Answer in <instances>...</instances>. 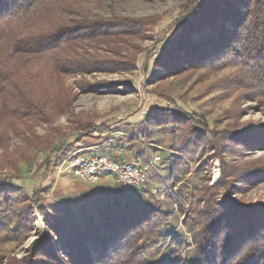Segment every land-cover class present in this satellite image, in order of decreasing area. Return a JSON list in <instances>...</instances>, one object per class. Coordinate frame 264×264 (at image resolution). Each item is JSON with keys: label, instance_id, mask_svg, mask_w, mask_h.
Returning a JSON list of instances; mask_svg holds the SVG:
<instances>
[{"label": "rangeland", "instance_id": "obj_1", "mask_svg": "<svg viewBox=\"0 0 264 264\" xmlns=\"http://www.w3.org/2000/svg\"><path fill=\"white\" fill-rule=\"evenodd\" d=\"M205 1L88 0L76 16L156 20L141 36L77 47L126 69L64 75L59 96L42 117L20 118L11 108L0 107V185H8L12 205L6 212L0 199V222L6 226L0 231V264L36 260L34 245L42 239L53 245V256L72 264L57 223L72 222L85 229L100 223L109 211L149 216L140 244L151 263L181 259L201 264L187 219L193 203L221 182L224 170L240 174L230 177L232 189H226L236 200L247 206L264 205V175L247 172L252 165L264 169V144L244 150L225 147L220 156L207 139L208 132L251 139L245 130L264 127V93L244 78L245 85L239 83L235 76L243 72L231 65L168 72L163 65L165 53L178 43L184 25L195 20ZM110 137L136 139L134 147L164 152L173 167L181 164L189 169L165 188L156 185L157 193L146 206L106 210L98 221L88 223L82 213L67 209L63 202L67 185L59 181L72 175L66 162L77 151V142ZM226 190L214 192L215 198L221 200ZM35 193L40 194L39 202L33 200ZM203 206L201 202L199 208Z\"/></svg>", "mask_w": 264, "mask_h": 264}, {"label": "trees", "instance_id": "obj_2", "mask_svg": "<svg viewBox=\"0 0 264 264\" xmlns=\"http://www.w3.org/2000/svg\"><path fill=\"white\" fill-rule=\"evenodd\" d=\"M87 1L0 0V107L11 108L13 116L20 118L42 117L59 96L64 75L126 69L120 62L85 54L77 47L141 36L156 20L76 16ZM177 42L163 57L167 72L231 65L243 72L235 76L239 83L245 80L264 93V0H206L195 20L184 25ZM245 131L251 139L213 132L207 133V139L220 156L225 147L244 150L264 144L263 126ZM256 167L260 166H249L248 174L264 175V169ZM233 171H223L221 182L193 203L187 219L201 264H264V205L241 204L227 191L232 189L230 177L240 175ZM223 187L226 193L217 200L214 192ZM9 195L8 185L1 184L6 212L12 210ZM39 197L35 193L33 200L39 202ZM101 218L85 229L72 222L57 223L72 264H153L140 244L146 235L147 214L109 211ZM4 228L0 222V231ZM52 249L42 239L34 245L36 260L29 257L23 264H66L53 256ZM165 264L188 263L177 259Z\"/></svg>", "mask_w": 264, "mask_h": 264}, {"label": "crops", "instance_id": "obj_3", "mask_svg": "<svg viewBox=\"0 0 264 264\" xmlns=\"http://www.w3.org/2000/svg\"><path fill=\"white\" fill-rule=\"evenodd\" d=\"M86 141L83 138L82 141L77 142V151L70 154L69 162H66L68 168L80 153L108 155L117 162H141L145 165L150 164L156 157L161 158V161L150 169L148 184L136 189H126L110 176H104L97 184H87L74 180L70 173L65 174L59 181L60 185H67L68 189L63 202L70 211L82 213L81 218H84L83 221L89 219L88 223L91 219H99L101 213L106 210L139 209L141 206H146L151 202V197L155 196L153 190H158L156 185L165 188L173 177L177 175L181 177L189 169L188 166L181 164L173 167L171 160H168V154L164 152H151L143 147H134L136 139L127 142L122 137H110ZM122 148L125 149V154L120 156L119 150Z\"/></svg>", "mask_w": 264, "mask_h": 264}, {"label": "built area", "instance_id": "obj_4", "mask_svg": "<svg viewBox=\"0 0 264 264\" xmlns=\"http://www.w3.org/2000/svg\"><path fill=\"white\" fill-rule=\"evenodd\" d=\"M124 154L125 149H120L119 155ZM159 161L161 158L156 157L145 165L141 162H117L108 155H80L72 162L71 172L75 179L84 183L97 184L104 176H110L122 187L136 189L148 184L150 169ZM153 193L156 194L157 189Z\"/></svg>", "mask_w": 264, "mask_h": 264}]
</instances>
